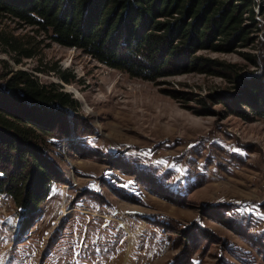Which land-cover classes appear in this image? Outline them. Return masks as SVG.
I'll return each mask as SVG.
<instances>
[{
  "label": "rangeland",
  "instance_id": "1",
  "mask_svg": "<svg viewBox=\"0 0 264 264\" xmlns=\"http://www.w3.org/2000/svg\"><path fill=\"white\" fill-rule=\"evenodd\" d=\"M256 35L253 47L199 50L195 69L146 81L0 16V84L23 70L62 85L95 133L51 148L63 175L28 228L0 196V264H264L253 236L264 233V117L242 104L253 105L232 77L212 70L254 72L244 55L259 53ZM146 167L170 176L166 187L138 182ZM241 214L253 220L248 232L231 220Z\"/></svg>",
  "mask_w": 264,
  "mask_h": 264
},
{
  "label": "trees",
  "instance_id": "2",
  "mask_svg": "<svg viewBox=\"0 0 264 264\" xmlns=\"http://www.w3.org/2000/svg\"><path fill=\"white\" fill-rule=\"evenodd\" d=\"M0 16L146 81L178 74L179 68L186 72L195 69L193 54L199 50L225 52L253 47V34L257 38L261 34L259 53L244 55L256 68L254 72L242 73L236 65L224 63L211 69L232 77L253 105L241 103L252 114L264 117L263 0H0ZM6 44L15 52L21 49L14 38ZM22 52L26 58L32 57L27 50ZM55 74L66 84L75 78L60 71ZM5 78L0 84V196L14 202L25 229L39 218L40 205L63 175L51 148L61 147L67 138L95 133L78 116L79 103L62 85L42 84L36 74L23 70L12 71ZM141 174L138 182L146 180L147 185L161 187L171 178L150 167ZM203 180L205 176L199 175L185 187L182 182L178 187L183 191ZM237 217L239 220L231 219L235 226L250 231L252 218L245 214ZM253 234L255 242L264 245V233Z\"/></svg>",
  "mask_w": 264,
  "mask_h": 264
}]
</instances>
